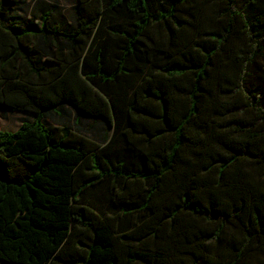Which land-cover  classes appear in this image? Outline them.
Listing matches in <instances>:
<instances>
[{"label": "trees", "instance_id": "obj_1", "mask_svg": "<svg viewBox=\"0 0 264 264\" xmlns=\"http://www.w3.org/2000/svg\"><path fill=\"white\" fill-rule=\"evenodd\" d=\"M0 0V260L253 264L264 254V0ZM71 108L110 132L69 126ZM258 264H264V257Z\"/></svg>", "mask_w": 264, "mask_h": 264}, {"label": "rangeland", "instance_id": "obj_2", "mask_svg": "<svg viewBox=\"0 0 264 264\" xmlns=\"http://www.w3.org/2000/svg\"><path fill=\"white\" fill-rule=\"evenodd\" d=\"M78 0H20V3L7 16L6 22L8 25L24 26L26 22L39 23L42 14L48 13L52 23L62 24L63 28L73 27L75 24V7ZM153 10L159 9L165 4L164 0H152ZM264 68V60H260ZM65 115L57 116L54 113L48 115L44 122L47 126H73L74 118L72 113L65 108ZM34 119L31 113L12 112L0 106V130L6 132H14L23 122H29ZM94 136L101 139L104 133H107L99 124H95L92 128ZM264 257L263 253L255 252L249 257V261L253 264H258ZM0 264H12L0 260Z\"/></svg>", "mask_w": 264, "mask_h": 264}, {"label": "crops", "instance_id": "obj_3", "mask_svg": "<svg viewBox=\"0 0 264 264\" xmlns=\"http://www.w3.org/2000/svg\"><path fill=\"white\" fill-rule=\"evenodd\" d=\"M67 109L72 113L73 118H74V124H73V126L70 127L71 129H73L74 131H77L83 135H86L89 138L94 139L95 141L101 143L102 145H104L107 142V140L110 136V132L105 129V126L102 123L95 122L93 120H88V119H78L75 115V112L71 108L67 107ZM55 115H57L58 117L59 116L62 117L65 114L60 112V113H55ZM96 123L99 124L107 132V133L103 134L101 139H98L97 137H95L94 132H92V128H94V125ZM56 126H58V125H56Z\"/></svg>", "mask_w": 264, "mask_h": 264}]
</instances>
